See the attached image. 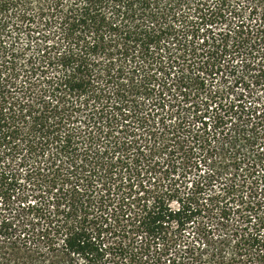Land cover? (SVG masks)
<instances>
[{"label":"trees","instance_id":"obj_1","mask_svg":"<svg viewBox=\"0 0 264 264\" xmlns=\"http://www.w3.org/2000/svg\"><path fill=\"white\" fill-rule=\"evenodd\" d=\"M0 264H264V0H0Z\"/></svg>","mask_w":264,"mask_h":264},{"label":"rangeland","instance_id":"obj_2","mask_svg":"<svg viewBox=\"0 0 264 264\" xmlns=\"http://www.w3.org/2000/svg\"><path fill=\"white\" fill-rule=\"evenodd\" d=\"M215 28V27H213ZM202 77L199 78V80H202V78H205V89L207 91L209 90H215L219 84L221 87H223V82L222 80L217 77V76H204L201 75ZM220 87V88H221ZM236 90V88H235ZM205 91V92H207ZM239 91V89L237 90ZM228 91L226 89L223 90V95L224 97L227 96ZM245 151L242 150V148L239 147L238 150H233L232 151H217L214 156H213V161H214V166H215V171L218 174V181L223 182L225 181L224 179H227L229 176V173L231 174H240L241 170L239 169L242 166H239L240 164H235L234 159L235 157H240V154L245 153ZM159 159V157H158ZM239 167V168H238ZM201 171H196L195 169L188 170L187 173H182L180 170H172L170 175L169 173H164L163 170H158V172H152V174H143L141 176H136L135 181L136 183L142 182V185L146 189H152L156 188L157 191L166 192L168 195L174 198H179L183 200V202L187 201L190 202V197L188 196L191 192L190 190V184L193 181V179H198L199 174L203 175L204 170L206 169L205 166L200 167ZM238 179V176L236 177ZM212 191L218 189V183H215L213 186ZM167 189V190H166ZM18 191V190H17ZM23 191V189H21ZM27 194H30L29 200L33 201L31 198V192L30 191H25ZM205 200H199L198 204H200V212H196L194 219L192 223H190V226L187 228L185 235L189 236L191 235L190 239L195 237L197 238L198 235L200 237H203L204 239L206 237H211L219 234L220 227L217 224V216L216 214L210 213L207 209L203 208L202 202ZM234 204H231V214L230 218L231 219H238L240 216L241 212H236V207L233 206ZM22 206V205H21ZM171 206L175 209L177 207V204L175 201L171 202ZM197 206V205H196ZM13 209L20 210L18 202H16V199L14 200L13 203ZM14 213V212H13ZM14 214H9L6 216L12 217ZM12 222L16 223L15 219L12 217L10 218ZM12 229L15 231L14 226H12ZM19 229V228H18ZM18 234V231L16 235ZM7 245V244H6ZM9 247V246H8ZM3 251L8 252L9 249L6 247L3 249Z\"/></svg>","mask_w":264,"mask_h":264}]
</instances>
